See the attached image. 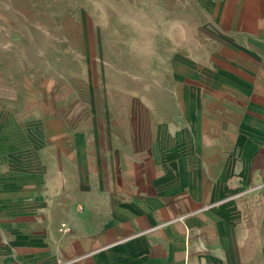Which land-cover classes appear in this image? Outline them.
<instances>
[{
	"label": "rangeland",
	"instance_id": "rangeland-1",
	"mask_svg": "<svg viewBox=\"0 0 264 264\" xmlns=\"http://www.w3.org/2000/svg\"><path fill=\"white\" fill-rule=\"evenodd\" d=\"M209 14L201 0H0V219L22 212L6 205L31 170L41 199L65 180L75 193L74 168L94 147L136 161L175 132L204 150V119L218 159L226 145L249 157L264 138L261 52L220 50L197 28ZM45 205L32 215L60 232L64 211L49 228Z\"/></svg>",
	"mask_w": 264,
	"mask_h": 264
},
{
	"label": "crops",
	"instance_id": "crops-1",
	"mask_svg": "<svg viewBox=\"0 0 264 264\" xmlns=\"http://www.w3.org/2000/svg\"><path fill=\"white\" fill-rule=\"evenodd\" d=\"M201 2L211 14L200 34L220 50L259 49L264 66V0ZM255 97L264 104V88ZM189 130L199 132L196 122ZM203 132L204 150L194 135L184 145L173 132L136 161L124 160L125 147H94L97 158L74 168L75 193L65 180L41 199L43 184L29 171L6 205L22 212L0 219V264H264V138L251 139L249 157L230 158L226 145L218 159L209 119ZM42 200L49 228L58 205L71 231L32 215Z\"/></svg>",
	"mask_w": 264,
	"mask_h": 264
},
{
	"label": "built area",
	"instance_id": "built-area-1",
	"mask_svg": "<svg viewBox=\"0 0 264 264\" xmlns=\"http://www.w3.org/2000/svg\"><path fill=\"white\" fill-rule=\"evenodd\" d=\"M71 231V228L65 223L64 225H62L60 232L61 233H65V232H69Z\"/></svg>",
	"mask_w": 264,
	"mask_h": 264
}]
</instances>
